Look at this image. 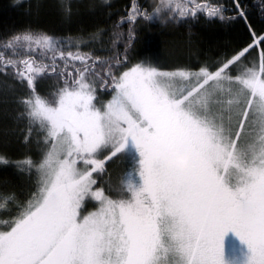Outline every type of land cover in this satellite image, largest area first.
<instances>
[{
    "label": "snow or ice",
    "instance_id": "obj_1",
    "mask_svg": "<svg viewBox=\"0 0 264 264\" xmlns=\"http://www.w3.org/2000/svg\"><path fill=\"white\" fill-rule=\"evenodd\" d=\"M131 9L119 25L227 11L220 0ZM253 40L214 71L129 64L127 48L101 60L33 30L0 42V74L26 85L18 118L40 152L16 162L35 177L27 201L0 194L16 208L0 219V264H264V47L258 68L231 72L264 45ZM44 78L55 87L41 95ZM129 157L118 185L97 186L108 162Z\"/></svg>",
    "mask_w": 264,
    "mask_h": 264
},
{
    "label": "trees",
    "instance_id": "obj_2",
    "mask_svg": "<svg viewBox=\"0 0 264 264\" xmlns=\"http://www.w3.org/2000/svg\"><path fill=\"white\" fill-rule=\"evenodd\" d=\"M207 3L208 0H199ZM157 0H140L151 12ZM227 11L221 19H205L176 22L166 19L160 22L139 19L134 26L118 21L127 19L131 5L136 0H0V42H6L13 34L24 30L46 33L58 40L75 45L93 58L106 60L116 55L123 58L125 48L129 64L151 61L159 69L176 68L198 70L206 66L214 71L232 55L254 43L253 36L264 35V0H239L247 19L239 18L233 0H220ZM141 10H144L143 8ZM235 17V18H233ZM132 28L134 40L127 42ZM95 37V39L93 38ZM120 39L119 46L116 43ZM253 48L231 69L232 74L243 71L244 66H259V48ZM258 65V66H257ZM241 69L238 71V69ZM55 87L52 79H40L36 84L38 94L46 95ZM28 94V89L10 77L0 74V194H15L19 202H25L34 191V175L21 171L16 162L31 157L40 158L34 137L25 142L26 121L19 119L23 110L18 99ZM106 101L109 95H100ZM125 162L114 158L106 164V171L98 177V185L106 190L119 184ZM115 195V193H112ZM10 209V211H9ZM16 213L11 201L0 200V219Z\"/></svg>",
    "mask_w": 264,
    "mask_h": 264
},
{
    "label": "rangeland",
    "instance_id": "obj_3",
    "mask_svg": "<svg viewBox=\"0 0 264 264\" xmlns=\"http://www.w3.org/2000/svg\"><path fill=\"white\" fill-rule=\"evenodd\" d=\"M241 69L239 68L238 71L241 70ZM127 159H128V164H130L131 163V158L129 157ZM94 209H95L94 203L89 202V203L86 204L85 208L83 209V214H87V212L93 211ZM232 243H235V242L233 241ZM226 250L229 251V252L231 251L230 246H229V244L227 242H226Z\"/></svg>",
    "mask_w": 264,
    "mask_h": 264
}]
</instances>
